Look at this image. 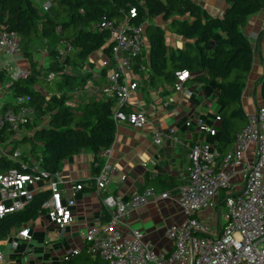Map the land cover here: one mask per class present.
I'll list each match as a JSON object with an SVG mask.
<instances>
[{
	"label": "built area",
	"instance_id": "built-area-1",
	"mask_svg": "<svg viewBox=\"0 0 264 264\" xmlns=\"http://www.w3.org/2000/svg\"><path fill=\"white\" fill-rule=\"evenodd\" d=\"M50 6V1H44L38 9L45 13ZM128 15L134 16L135 10H129V14L118 20L104 15L100 23L91 25L94 31L108 33L106 42L110 44V51L109 54L102 49L96 51L99 56L95 60L87 57L81 67V73L89 76L86 87L70 92L72 102L69 103L78 104L81 95L95 98L113 95L116 102L111 118L115 128L119 124H128L141 129L149 119L144 108L133 104V100L139 84L149 77L147 66L136 63L139 56L144 60V50L148 59L147 22L132 25ZM262 27L264 29V20ZM57 50L62 58L76 49L69 42L60 40ZM0 52L11 55L16 63L11 79L26 77L28 69L18 64L20 60H27L21 55L16 33L0 30ZM40 54L46 59L47 66V49ZM191 76L188 70L174 71L172 90L185 92V82ZM55 77L56 73L49 71L45 79L50 82ZM246 117V125L236 134L233 146L225 153H220L212 141H199L188 148L189 171L174 193L165 190L156 194L150 187L142 192H108V184L116 169L110 161V146L101 150L99 157L103 158V163L100 164L98 159L92 162L93 168L98 169L94 177V193L109 219L104 224L96 220L94 224L85 225L81 238L86 243L87 252L105 264H264V101L254 110L246 111ZM33 118L34 109L29 106L0 112V141L4 134L7 135L6 142H0V156L20 160V151L13 149L10 152L9 148L15 140L32 133L25 124ZM219 121L216 113L211 124L201 117H193L187 118L184 125L189 128L194 124L197 130L215 137V125ZM41 122L45 123L46 118ZM174 133L173 126L165 131L155 130L153 142L159 145ZM173 139L177 141V138ZM142 165L145 167L147 163ZM20 167L26 171L10 168L0 172V218L25 208L34 194L42 190L39 183L45 182L48 196L41 203L39 214L47 216L62 234L67 225L77 220L75 195L86 184L69 181L71 194L64 197L61 185L65 180L61 170L50 172L43 168L39 154L36 158L29 156L27 162L21 160ZM125 179L126 176L121 175L120 180ZM150 198L174 200L182 214L180 221L172 222L166 228L171 244L167 253L157 251L140 229L126 223L130 211L144 206ZM221 205L224 212L220 210ZM17 236L32 238L28 227L19 230ZM11 245L17 246L15 238ZM79 251L74 248L63 258ZM2 261L0 251V264Z\"/></svg>",
	"mask_w": 264,
	"mask_h": 264
},
{
	"label": "trees",
	"instance_id": "trees-1",
	"mask_svg": "<svg viewBox=\"0 0 264 264\" xmlns=\"http://www.w3.org/2000/svg\"><path fill=\"white\" fill-rule=\"evenodd\" d=\"M224 1L227 5L223 14L213 16L194 0H57L54 13L50 9L41 13L33 0H0V30L19 36L21 55L30 65L29 75L25 79L12 80L7 88L23 100L3 102L0 112L7 108L18 110L21 106L34 109L33 120L25 124L32 133L15 140L9 148L12 152L19 143L29 144V154L21 153L20 160L0 156V172L10 168L25 172L20 161L27 162L29 156L36 158L38 154L41 166L54 172L60 170L65 159L83 150H90L98 159L99 152L112 144L116 131L111 118L115 97L81 95L78 104H70L69 93L84 89L89 77L75 71V67H82L93 52L102 49L109 54L110 51V44L106 42L108 33L94 31L91 25L100 23L104 15L121 19L124 14H129V10H135L134 16L128 15L130 24L147 22V69L151 84L173 83L176 70H188L196 82L216 81V97L220 105V121L215 125L217 150L223 154L231 149L236 134L247 123L241 97L260 37L251 43L242 27L250 15L264 10V0ZM157 17L167 23L170 33L185 40L183 48L173 49L167 45L166 30L152 22ZM60 40L69 42L76 50L61 58L57 50ZM38 42L43 43L48 52V65L43 69L45 74L36 68L33 59ZM136 63H143L142 57L139 56ZM49 71L56 73L58 87L65 91L43 94L36 88L45 81ZM4 76L0 72V83H3ZM257 85L264 97V68ZM43 118L46 122L42 124ZM6 138L4 134L0 142L5 143ZM37 146L40 148L38 153ZM47 196L46 190L38 191L25 208L0 218V240L13 227L37 216ZM103 219H109L105 210ZM98 261L97 256L82 250L56 264H94Z\"/></svg>",
	"mask_w": 264,
	"mask_h": 264
},
{
	"label": "crops",
	"instance_id": "crops-1",
	"mask_svg": "<svg viewBox=\"0 0 264 264\" xmlns=\"http://www.w3.org/2000/svg\"><path fill=\"white\" fill-rule=\"evenodd\" d=\"M194 1L213 16H221L227 5L224 0ZM34 4L39 7L36 2ZM263 20L264 10H260L250 15L242 27V31L253 44L260 36L254 52L253 65L241 97L245 111L254 110L256 105L264 101L260 87L257 85V79L264 68ZM152 22L166 30L169 47L173 49L184 47L185 40L170 33L167 30V23L162 18H154ZM147 61L148 59L145 58L143 63L148 67ZM4 65L2 71L5 69ZM136 93L133 104L144 108L149 123L141 129H135L128 124L117 126L114 140L110 145V161L116 170L107 191L142 192L150 187L156 194L165 190L174 193L189 171L188 148L199 141H212L217 144V136L210 137L207 132L197 130L194 124L189 128L184 125L187 118L193 117H201L207 123H213V117L220 107L216 97V81L201 83L193 81V77H190L185 82V92L177 93L172 90V83L164 81L154 85L147 79L139 84ZM256 94L260 96V103L256 102ZM70 100L72 102V99ZM171 126L175 128L174 135L164 139L159 145L155 144L153 142L155 130L165 131ZM174 137L177 141L173 139ZM94 159L93 152L83 150L65 159L60 168L65 180V184L61 185L64 197L71 194L69 181L86 184V187L75 195L74 213L77 215V220L67 225L62 234L58 226L43 214H38L29 222L13 227L9 234L0 240V251L3 253L1 264H28V262L56 264L74 248L86 253V243L81 238L85 225L94 224L96 220L101 224L106 222L103 219L104 209L94 193V177L98 173V169L92 166ZM98 160L100 164L103 163V158L100 157ZM143 163L147 165L144 167ZM121 175L126 176L124 181L120 180ZM38 186L42 189L40 191L46 190L45 182L39 183ZM181 219L182 214L174 200L150 198L144 206L130 211L126 223L129 227L140 229L157 251L167 253L171 244L166 236V228L170 223ZM25 227L29 228L32 238L28 240L15 237L17 232ZM13 238L17 246L11 245ZM94 264L105 263L100 260Z\"/></svg>",
	"mask_w": 264,
	"mask_h": 264
},
{
	"label": "rangeland",
	"instance_id": "rangeland-1",
	"mask_svg": "<svg viewBox=\"0 0 264 264\" xmlns=\"http://www.w3.org/2000/svg\"><path fill=\"white\" fill-rule=\"evenodd\" d=\"M34 2H36L37 4H39V8H40V4L44 1H50L51 2V6L50 8V12L54 13L55 11V5H56V1L57 0H33ZM44 49L43 43H37L36 47L34 48L35 53L33 55V59L35 61L36 64V68L39 69L40 71H42L43 74H45V70L44 67L46 66V59L44 57H41L40 52ZM97 52H93L90 55V59H97ZM143 57L144 59L146 58V51H143ZM6 65H4L5 63ZM19 65H25L26 69H28V74L26 75V77L29 75L30 73V65L29 63H27V61L25 60H20L18 62ZM17 64V65H18ZM81 63H79L78 65H80ZM5 66L3 69V71L1 70L2 66ZM16 63L12 60V56L9 54H5V53H1L0 52V72H3V74L5 75L4 77V81L3 83H0V104H2L5 101L8 100H14V102H19L22 97L18 96V95H13V91L8 90V85L12 82L13 79H11V74L13 72V67H15ZM75 71H77L78 73H81V67L77 66L75 67ZM26 77L22 78L25 79ZM59 77H55L52 82L50 83L49 81H47L45 79L44 82L38 84L36 86V88H38L40 90V92H42L43 94H50L49 92L52 91L53 93H62L63 89H61V87H58V82ZM42 81V80H41ZM97 98H104V96L101 97H97ZM151 99V98H149ZM256 102L260 103V96L258 94H256ZM29 144H25V143H19L17 146V149L20 151V153H24V154H29ZM40 148L37 146L36 147V151L37 153L39 152ZM220 210H222L223 212L225 211V208L223 205H221Z\"/></svg>",
	"mask_w": 264,
	"mask_h": 264
}]
</instances>
